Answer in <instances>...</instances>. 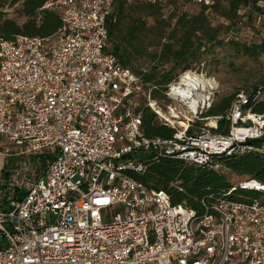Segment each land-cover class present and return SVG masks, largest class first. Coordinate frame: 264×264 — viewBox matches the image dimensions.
<instances>
[{
  "label": "built area",
  "instance_id": "obj_1",
  "mask_svg": "<svg viewBox=\"0 0 264 264\" xmlns=\"http://www.w3.org/2000/svg\"><path fill=\"white\" fill-rule=\"evenodd\" d=\"M117 1L47 0L39 14L61 17L55 36L0 43V264H264V196L200 215L128 176L163 158L222 171L217 158L264 157L249 143L264 138V115L244 112L242 93L229 136L213 133L220 118L199 128L213 101L200 87L178 92L198 80L191 71L156 98L107 52ZM139 107L173 138H147ZM239 188L264 193L256 181Z\"/></svg>",
  "mask_w": 264,
  "mask_h": 264
},
{
  "label": "trees",
  "instance_id": "obj_2",
  "mask_svg": "<svg viewBox=\"0 0 264 264\" xmlns=\"http://www.w3.org/2000/svg\"><path fill=\"white\" fill-rule=\"evenodd\" d=\"M47 0H0V43L14 41L17 37L49 38L62 28L61 17L54 12L39 14ZM193 3V0H118L108 22L107 52L114 55L124 68L142 78L146 86H157L154 96L164 97L169 85L186 72L201 66L206 57L220 52L224 46L232 48L235 57L259 59L264 57V44L248 46L235 37L227 39L245 18H256L264 24V0H213V5L199 6V11L189 15L171 10L175 4ZM18 7L17 13L24 21L19 23L8 17V10ZM176 8V6H175ZM241 11H246L244 15ZM221 18L222 22L216 21ZM217 60H215L216 62ZM171 66L168 70L165 67ZM264 84V82H263ZM264 86L248 94L249 103L244 112L264 115ZM239 94L219 97L203 116L220 118L214 134L229 136L232 123L229 113ZM143 119V130L149 139L171 140L174 130L162 123L148 108L136 109ZM251 125V123H249ZM204 124L198 123L199 128ZM264 146V138L249 142ZM222 171L211 167H196L182 161L163 158L148 164L143 174L128 172V176L149 190L164 191L174 206L184 205L200 215L206 213L221 199L251 203L264 196L262 191L241 189L239 184L256 181L264 185V157L245 153L233 157L217 158ZM6 169L2 171L5 175ZM225 171L244 181L233 184ZM233 189L235 191L228 195Z\"/></svg>",
  "mask_w": 264,
  "mask_h": 264
},
{
  "label": "rangeland",
  "instance_id": "obj_3",
  "mask_svg": "<svg viewBox=\"0 0 264 264\" xmlns=\"http://www.w3.org/2000/svg\"><path fill=\"white\" fill-rule=\"evenodd\" d=\"M175 6L173 5L171 10H177L179 13L192 15L199 11V6L194 3L186 2L183 5L178 3ZM17 10L18 7L8 10V17L21 23L24 19L19 17ZM245 13L246 11H241L240 14L244 15ZM216 21L222 22L219 17L216 18ZM232 37H235L241 44L261 46L264 44V24L263 22L259 23L256 18L252 21H248V18H245L227 39L229 38L230 40ZM215 60L217 61L215 62ZM165 68L169 70L171 66H166ZM192 73L208 85L206 89L200 91V100L202 98L207 100L211 98V101L215 102L219 97L223 96L242 93L248 95L252 93L254 88L264 86V57L259 59L237 58L232 48L226 45L220 49L219 53L206 57L205 62L201 66L195 67ZM201 121L204 125L214 124L213 120L204 119L203 117ZM249 123L250 121H247L246 125ZM239 124L241 125L242 121ZM3 163L4 159L0 157V172ZM225 176L235 185L244 181V179L231 175L226 171Z\"/></svg>",
  "mask_w": 264,
  "mask_h": 264
},
{
  "label": "bare ground",
  "instance_id": "obj_4",
  "mask_svg": "<svg viewBox=\"0 0 264 264\" xmlns=\"http://www.w3.org/2000/svg\"><path fill=\"white\" fill-rule=\"evenodd\" d=\"M195 88H199L201 90L206 89L208 85L204 83L202 80H194L192 77L184 80L182 87L179 88L178 92L183 96H188L189 92ZM211 88V87H210ZM212 89V88H211ZM206 91V90H205ZM207 101L206 98H202L201 102ZM239 136V135H238Z\"/></svg>",
  "mask_w": 264,
  "mask_h": 264
}]
</instances>
